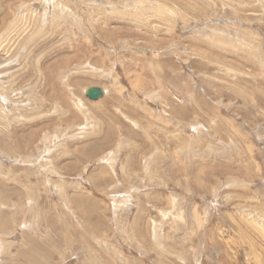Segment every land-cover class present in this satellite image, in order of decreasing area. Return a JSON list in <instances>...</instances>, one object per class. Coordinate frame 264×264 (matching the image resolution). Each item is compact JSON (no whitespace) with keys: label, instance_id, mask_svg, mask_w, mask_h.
Masks as SVG:
<instances>
[{"label":"rangeland","instance_id":"1","mask_svg":"<svg viewBox=\"0 0 264 264\" xmlns=\"http://www.w3.org/2000/svg\"><path fill=\"white\" fill-rule=\"evenodd\" d=\"M0 264H264V0H0Z\"/></svg>","mask_w":264,"mask_h":264},{"label":"water","instance_id":"2","mask_svg":"<svg viewBox=\"0 0 264 264\" xmlns=\"http://www.w3.org/2000/svg\"><path fill=\"white\" fill-rule=\"evenodd\" d=\"M105 90L100 86H88L84 89V96L89 100H97L103 97Z\"/></svg>","mask_w":264,"mask_h":264}]
</instances>
